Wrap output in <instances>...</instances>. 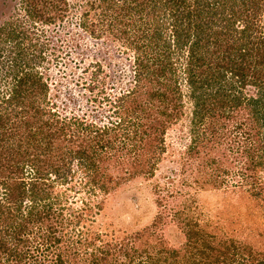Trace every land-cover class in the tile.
<instances>
[{"label": "trees", "instance_id": "16d2710c", "mask_svg": "<svg viewBox=\"0 0 264 264\" xmlns=\"http://www.w3.org/2000/svg\"><path fill=\"white\" fill-rule=\"evenodd\" d=\"M81 1L79 27L91 36L108 32L132 36L128 46L135 51L137 87L124 92L118 102L130 103H124L123 111L140 123L130 130L133 125L123 127L125 121L119 119L108 128L121 131L124 146L130 142L126 151L124 147L117 150L133 155L130 176L154 174L161 155L143 159L140 152L149 137L163 152L166 129L180 119V109L187 104L193 112L192 134L204 130L213 150L228 144L231 154L245 155L238 175L249 188L257 189L255 196L264 193V183L255 175L264 165V34L255 24L264 22V0ZM18 7L0 25V67L8 66L2 79H10L0 86V264H264V250L228 237L218 240L208 235L206 239L191 229L188 219L186 242L178 248L168 247L158 237L163 213L151 228L125 242L96 245L98 233L79 223L86 209L65 214L63 196L53 194V189L54 183H67L71 171L66 167L67 155L84 172L91 171L85 185L108 190L112 164H102L109 131L81 118L60 119L53 110L49 113L34 104L35 100L49 102V86L34 70L40 56L33 48L40 34L29 23L51 24L68 5L64 0H19ZM89 15L95 17L90 26ZM237 19L243 20L242 26L235 23ZM31 32L34 41L26 49L25 39ZM235 35L239 36L232 40ZM143 80L148 84L145 95L140 90ZM246 86L256 95L245 94ZM243 100L246 117L229 130V112L240 108ZM27 102L24 112L11 108ZM21 113H29L36 122L19 125ZM43 115L50 116L48 121H41ZM72 121L87 134V146L69 142L58 155L54 143L67 136L65 128ZM83 206L88 208V203ZM176 212L172 219L177 220Z\"/></svg>", "mask_w": 264, "mask_h": 264}, {"label": "rangeland", "instance_id": "374dc122", "mask_svg": "<svg viewBox=\"0 0 264 264\" xmlns=\"http://www.w3.org/2000/svg\"><path fill=\"white\" fill-rule=\"evenodd\" d=\"M64 2L68 5V10L51 24L43 20L29 23L34 32L40 34L38 44L34 42L33 49L40 56L35 62L34 70L49 86V102L45 105L35 100L34 104L49 113L53 110L54 116L60 119L67 121L71 117L81 118L107 130L119 119L125 121L123 127L140 123V120L131 119L133 117L123 111L125 101L118 102V97L124 92L137 87L134 82L135 51L128 46L132 36L129 33L126 36H117L110 32L91 36L90 32L79 27L82 21L80 13L84 9L82 1ZM18 3L19 0H0V25L9 19V16L14 15V9H19ZM91 17L95 19L89 15L88 26ZM242 21L240 19L235 23H241H238L240 27L243 25ZM255 24L259 25V30L264 34L263 20ZM17 28L21 29L18 26ZM31 34L32 32L27 34L28 39H25L26 49L27 44L34 41ZM238 36L235 35L232 40ZM29 50L32 51V48ZM7 67H0L1 87L10 81L9 78L7 81L2 79V73ZM141 83L139 87L145 95L148 84L144 80ZM246 93L250 96L253 93L256 95L257 92L246 86ZM144 95L142 99L145 98ZM27 105L28 102L21 107L11 108L24 112ZM185 105L180 109V119L172 122L166 129L163 152L156 149V142L152 137L147 138L145 148L140 152L143 159H150L153 153L156 156L161 155L160 161L154 165L153 175L139 174L131 177L129 165L133 155L125 153L130 147L127 146L130 142L124 146V142L120 143V140L123 141L121 131L108 130L105 138L108 144L104 141L103 149L105 162L102 164H112L110 184L106 186L108 190L102 192L95 186L85 185L91 171L87 174L80 168L77 160L65 154L68 158L66 167L71 169L69 178L67 183H54L53 194L60 193L63 196L66 215L71 209L79 212L86 209L83 212V220L79 223L83 227L91 226L98 233L100 239L96 245L109 241L125 242L131 235L151 228L163 213L164 217L157 226V233L162 242L170 248H178L186 242L187 230L184 223L188 219L191 229L203 237L213 235L218 240L232 238L242 244L249 243L256 251L262 252L264 193L255 196L257 189L249 188L238 175L244 168L242 162L246 161L245 155L242 158L240 152L231 154L228 144L221 150H213L212 141L205 137L204 130H195V134H192L189 119L193 112L187 104ZM125 106L131 105L125 103ZM247 111L243 100L240 108L229 112L232 117L228 122L229 130L246 117ZM19 115L23 117H18L21 122L19 125L36 122L29 117V113ZM49 117L43 115L41 121H48ZM73 124L72 121L67 129L65 128L67 136L60 137L54 143V152L58 155L61 152L63 154L65 147L71 145L69 142L87 146V134ZM133 129L134 125L130 130ZM126 141L128 140L125 138ZM59 147L60 149L56 150ZM120 147H124L125 151H117ZM181 170L185 174H180ZM258 172V175H255L264 183V165L258 168ZM120 178H123V181L119 180ZM82 202L88 203V208H85ZM175 211L179 214L177 220L171 217Z\"/></svg>", "mask_w": 264, "mask_h": 264}]
</instances>
